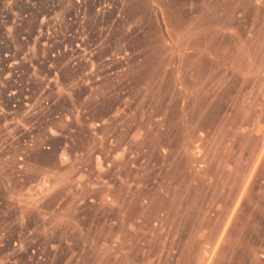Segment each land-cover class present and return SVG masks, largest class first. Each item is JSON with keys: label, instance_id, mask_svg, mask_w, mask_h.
<instances>
[{"label": "rangeland", "instance_id": "1", "mask_svg": "<svg viewBox=\"0 0 264 264\" xmlns=\"http://www.w3.org/2000/svg\"><path fill=\"white\" fill-rule=\"evenodd\" d=\"M0 10V264H264V0Z\"/></svg>", "mask_w": 264, "mask_h": 264}, {"label": "built area", "instance_id": "2", "mask_svg": "<svg viewBox=\"0 0 264 264\" xmlns=\"http://www.w3.org/2000/svg\"><path fill=\"white\" fill-rule=\"evenodd\" d=\"M10 14H14V12H10ZM5 16H7V14L4 13L3 10H0V24H2L1 29L3 31H8L9 29H11V27L8 25H5V23H6ZM0 44H2V42Z\"/></svg>", "mask_w": 264, "mask_h": 264}]
</instances>
